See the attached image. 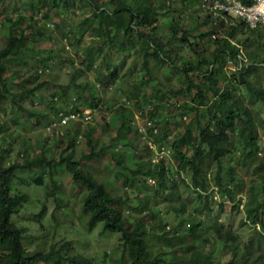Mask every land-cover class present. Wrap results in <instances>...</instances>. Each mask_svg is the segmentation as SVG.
<instances>
[{
  "label": "trees",
  "instance_id": "1",
  "mask_svg": "<svg viewBox=\"0 0 264 264\" xmlns=\"http://www.w3.org/2000/svg\"><path fill=\"white\" fill-rule=\"evenodd\" d=\"M243 1L249 3L250 0ZM170 5L169 0H102L98 4L93 0H31L29 7L33 11L37 10L40 19H36V14L29 16L33 30L30 34L25 32V28L18 27L23 21V16L19 14V18L15 20L5 17L7 22L10 21V25L3 32V46L0 49V114L5 111L4 104L10 95L11 102L27 117H34L37 122L40 118L46 119L47 113L38 111L34 106L22 108L18 102L22 98L36 97L46 78L34 86L26 85L20 91L12 92L11 80L17 76V69L11 68V64L22 58L21 54H35L28 46L29 38L33 37L32 43L39 38L47 39V32L52 30L48 26L52 16L56 11L68 8L82 13L79 20L81 29L76 33L71 30V33L66 34L57 22V30H61L65 43L75 48L82 44L85 35L89 34L88 44L83 46L82 54L78 58L82 68L77 70V74L88 70L92 74L93 82L75 84L71 75L68 87H71L72 95L67 98V88H63L61 99L65 101L62 113H81L85 107H90L91 110L99 108L101 113L116 101L117 106L112 109L111 114L112 119L117 120V132L115 136H108L105 146L99 145L96 150L94 146L97 140H92L95 127L91 125L83 132L85 147L80 149V155L76 157L74 153L77 151L74 148L81 139L75 140L78 129H74L76 123L70 121L69 128L59 133L57 139L66 140L67 149L59 153L57 148L52 147L49 159L45 156L44 149L37 157L27 156L21 164H3L0 158V264H93L89 258L72 254V247L68 242L58 246L51 243L47 250L43 251L46 248V233H49L44 228L47 232H42L44 238L40 243L41 249L37 248L33 254L27 252L23 244L27 230L18 221H13L11 216L18 215L31 199L23 192L14 191L13 184L19 177L17 171H30L32 167L42 163L48 165V175L51 179L55 167L64 166L71 181L85 192L80 214L88 215L87 230L91 231L97 224H102L103 233L121 234L120 247L126 258L125 264H264V218L257 220L258 212H264V156L258 155V126L253 107L249 106L253 104V99L264 106V74L259 73L260 68L264 70V56L257 54L259 49L264 54L262 31L249 29L243 22L226 24L223 19L212 20L210 16L200 12V15L205 17L203 21L208 24L206 34H200V37L209 36L214 42L212 58L205 60L204 52L196 50V39L193 42L188 40L192 28L190 25L187 27L185 20L181 23L178 18L170 19L167 23L166 40L161 39L164 37L160 32L158 16L166 10H172ZM197 10H200V5ZM245 31L249 32L245 42H249L251 37H263V43L256 44L255 51H247L249 58H256L255 62L244 65L226 76L223 64L232 60L238 65L241 57L239 47L231 41V37L237 32L243 34ZM218 33L221 37L217 38ZM176 41L193 47L195 54L203 55L201 60L194 62L178 55V50L171 45ZM100 53L101 60L96 63L95 57ZM59 57L72 63L71 57ZM45 60L42 58L41 61ZM208 61H212L216 71L203 70ZM42 67L44 72L42 71L41 75H47V65ZM138 69H141L142 73L139 80L133 75ZM4 71L9 72L7 77L2 76ZM34 74L40 75L37 70ZM193 74H200L201 79L194 80ZM250 74L255 80H249ZM21 82L31 83L28 79ZM99 87L103 90L113 87L112 92L118 96L115 100H99V95L94 93ZM242 88L247 93L242 92ZM84 90L87 91L88 98L84 96ZM135 114L145 120V128L153 134L156 150H160L163 142L173 136L171 143H167L169 154L176 163L178 172L187 171L191 174L190 186L196 191L195 199L199 203L202 202L199 207L189 210V203L178 195V183L174 181L176 179L168 178L164 165L152 164L150 168L149 159L144 163L145 167L140 166L142 163H137V168L132 170L125 165L131 163L128 154L111 149L108 151L113 159L115 171L122 177L124 189L138 188L148 194L147 179L153 177L162 187V193L172 194L173 202L179 199L177 208L169 207L178 216L177 223L174 222L172 227V234L168 236L170 239L161 237L162 234L157 230L162 223V217H155L158 212L153 211L150 214V224L143 221L144 216L128 219L118 209V205L127 203L128 196L112 195L104 188L101 179L84 166L87 164L90 169L91 160L94 158L93 162L98 161V153H105L112 143L123 145L120 140L124 138L127 143L131 142L132 131L138 132V128L133 126ZM100 118L104 126L109 122L105 114H101ZM185 118H188V122L182 126L181 121ZM108 128L105 126L103 130L111 129ZM4 129L5 123L0 120V135L5 134ZM145 148L148 150V147ZM81 160H85L84 164H81ZM213 165L214 173L208 178L207 174ZM240 166L249 170L248 178L245 176V179H240L236 175V167ZM124 170L130 175H126ZM169 172H172V169ZM42 178V175H38L34 182L41 184ZM180 180L185 183L183 179ZM159 191L161 192L160 189ZM238 194H246L245 218L242 223L258 222L260 225L254 239L248 242H241L235 232L224 230L221 225L214 223V207L217 206L218 211L223 209V204L215 201L214 195H218L220 200L234 201ZM50 195L55 200L52 211L54 216L55 212L62 210L65 195L57 197V194L47 192L44 198ZM137 208L136 206L135 209ZM147 209L145 206L139 209V214L147 212ZM57 215L62 218L64 214ZM56 230L55 228L49 233V241H54ZM154 236L161 238L162 242L156 250L155 244H149ZM217 243L219 253L227 255L224 260L215 258L217 247L215 249L212 244L217 246ZM210 244L211 247L204 251V247Z\"/></svg>",
  "mask_w": 264,
  "mask_h": 264
},
{
  "label": "rangeland",
  "instance_id": "2",
  "mask_svg": "<svg viewBox=\"0 0 264 264\" xmlns=\"http://www.w3.org/2000/svg\"><path fill=\"white\" fill-rule=\"evenodd\" d=\"M12 1L13 0H0V49L3 46V32L10 25V21L7 22L5 17L15 20L19 18L17 15L20 14L23 16V21L20 22L18 27L21 29L25 28V32L29 34L31 31H33L31 28L32 20H29V16L36 14V19H40L37 10L35 9L33 11L29 7L31 0H15L14 3ZM93 1L95 4H98L100 1L102 2V0ZM169 2L171 4L170 9L172 10H166V12H162L158 16L160 32L164 37L161 39L163 41L166 40L165 37L167 36V23L170 21V19L175 17L178 18L180 22L185 20L188 23L187 27L190 25L192 28V32L188 40L193 42L196 39L198 42L196 50L204 52V56L206 57L205 60H211L214 42L209 36L200 37V34H206L208 24L206 25L205 21H203L205 17H202L200 15V11L197 10V0H169ZM81 16L82 13L79 10L73 11L68 8H62L59 11H56L55 15L52 16V21L49 22L48 25L52 30L47 32V39L39 38L37 41L32 43L33 37L29 38L28 46L32 48L35 54L32 55L31 52H27L25 55L21 54L20 57L22 56V58H18L17 61H13L11 64V68L15 67L17 69V76L11 80L12 85L10 88L12 89V92H18L26 85L34 86L42 82L43 78H46V82L44 83L41 90L37 92L36 97L22 98L18 102L22 108H31L34 106L36 109H38V111L47 113V117L46 119L40 118L39 122H37L34 117H27L24 112L20 111V108L17 107L15 103L11 102L10 95L7 96L6 104H4L5 111L0 114V120L4 121L5 123V134L0 135V158H2L3 164H8L9 162H17L21 164L25 161L27 156L30 158L37 157L38 154H41V150L43 149L45 150V156L47 159H49L52 155V147L57 148L59 153L67 149V141H60L57 139L60 135L59 133L68 129L70 124L68 127L66 126L67 128L58 127L48 130L47 125L49 119L55 116L56 112L63 110L62 105L65 101L64 99H61L62 91H64L63 88H67V98L68 96L70 97L72 95V90L70 89L71 87H68L69 81L71 80V75L74 77L75 84L81 85H84L88 82L92 83L93 77L91 72H88V70L77 74V70L82 68L78 58L79 55L82 54L83 46L88 44L87 39L89 34L85 35V39L82 44L76 48L68 45V49H66L65 39L60 33L61 30H57L56 23L58 22V24H60L66 34L71 33V30H74L76 33L81 29L79 27V20H81ZM53 23H55V25ZM256 31H262L261 33L264 37V27H259ZM248 36L249 32L245 31L243 34L237 32L234 37H231V41L237 44L239 47L243 66L254 63L256 59L255 57L249 58L247 56V51H255V48L257 47L256 44L261 45L263 43L262 39L252 37L250 38L249 42H245L244 39ZM218 37H221L220 33L217 34V38ZM251 40H253V42H251ZM171 45L178 50V55L182 56V58L191 59L194 60V62H197L201 60L203 56L195 54L193 52V47L187 46L186 43L183 45L181 41L173 42ZM258 53L259 55L264 56L260 49L257 51V54ZM59 56H63L64 58L71 57L72 63ZM101 57V53L96 55L95 62H100ZM42 58L46 59L45 62L41 61ZM24 61L25 63H23ZM127 64H129V62ZM234 64L235 62L232 60H228L227 63L223 64L224 74L226 76H229V74L231 75L232 71L238 70L240 67V63H238V65ZM43 65H47L49 68V71L47 72L48 74H40L36 76L34 74L35 70L41 68ZM206 69H213L214 71L217 70L215 65L212 64V61L206 62L203 70ZM260 69L261 70H259V73L263 75L264 70L262 68ZM140 71L141 69H138L133 73L137 80H139L141 77L142 73ZM8 74V71H4L2 76L7 77ZM248 78L250 81L255 80V77L252 74H250ZM27 79L31 83L21 82L22 80ZM193 79L199 81L201 79L200 74H193ZM262 84L264 85V81ZM60 87L62 90H60ZM97 90L98 91H94V93L99 95L97 96L99 100H115V98L118 96V94H114V92H112L113 87H108L104 90L99 87ZM240 90L247 93L244 88ZM83 94L86 98H88V93L86 90H84ZM252 102L253 104L249 106L253 107L255 113V119L258 126V144L259 148H261V155L264 156V106L261 104V102L254 99ZM116 104V101L112 102L104 111H102L101 105L100 111L102 112L100 113L99 108H97L95 112H92V118L90 121H88V123L74 124V129H78L76 130L75 140L80 138L79 135L82 137L80 143H78V146H75L74 148L77 151L74 153L76 157H79L80 149L85 147V136L83 135V132L87 131L91 125L95 127V133L92 136V140H97L94 146L96 150L98 149L99 145L105 146V140L108 136L116 135L117 128L115 127V121L117 120H113L111 114L112 109L116 108ZM89 108L90 107L85 108V111H89ZM101 114H105L107 120L109 121L106 122L105 125L106 127H109L108 129L111 128L109 131L106 129L103 130L105 126L103 125V121L100 118ZM187 122L188 118L182 119L181 125L183 126ZM145 124V120L141 119L139 115L135 114V122L133 126L138 128L140 131H132L130 134L131 142L127 143V139L124 138L120 140L123 145H119L116 142L112 143L109 148H106L105 153H98L96 156V160L98 161L93 162L94 158L91 160L92 164L90 165V169L88 168L87 164L84 166L87 167L86 170H89L101 179L104 188L109 189L112 195H120L122 197L125 195L128 196L129 199L127 203H125V206L123 207V205H119L118 208L122 210L127 209L128 214L126 215L125 213V215L129 219L134 218V216H144L143 221L150 224V220H152L149 217L150 214L153 211L158 212L155 217H162V223L157 229L158 232L161 233L162 236H171L172 227L175 225L174 222L177 223L178 216L175 214V212L170 210L169 207L174 206L177 208V201L179 199L174 200L173 202L172 194L165 192L162 193L163 189L160 185H158L157 181L156 183L155 181L150 183L152 186L148 183V194H144L143 190H139L138 188L136 190L124 189L125 185L121 183L122 177L120 176V173L115 171L113 159L110 152H108L111 149L114 152L119 151L128 154L130 156L131 163L129 165L125 163V165L132 170L137 168V163H142L143 165L140 166L145 167L144 163L148 162L150 158L153 162L159 160V157L156 156V148L153 145V134L147 131L148 128H145ZM48 127L50 128L49 125ZM172 133L176 134V132ZM170 137L172 138L163 142L162 147L167 152L166 155H163L161 161L166 167L168 178H173V180L176 179L174 181L178 183L177 190L179 191V197L185 199L189 203V210H194L195 208L199 207L202 202L199 203L195 199L196 191L192 188V186H190L191 174L187 171L178 174L176 163L174 160H172L171 155L169 154V149H167V143L169 144L173 140V136L171 135ZM125 144L128 145L126 146ZM145 147H148V150ZM84 162L85 160H81V164H84ZM153 162L148 165L150 168L152 167ZM48 168V165L42 163L32 167L30 171L24 169V171L19 170L16 172L17 176L19 177H17L15 184H13V190L27 194L31 200L29 204H26L25 207L20 210L18 215L11 216V219L13 221H18L20 225L27 230L23 240V244L25 245L27 252L33 254L36 252L37 248L41 249L40 243L44 238V236H42L44 235L42 232H47L46 230H48L51 234L56 228L57 233L54 237V241H49L50 235L48 232L46 233L47 237L45 234L46 248L44 250L42 248L43 251L47 250V246L51 243H55V245L58 246L63 244V242H68L72 247V254H80L86 258H89L94 262V264H121L122 262L125 264L126 258L121 252L120 247L121 235L119 233H103L102 224H97L96 227L91 231L87 230L88 215L85 213L80 214L82 211L83 197L85 192L76 183L71 181L72 179L68 172L64 169V166L55 167L52 179L49 178ZM170 169H172V172H169ZM214 170L215 165H213L211 168L210 178L211 175H213ZM248 172L249 170L247 168H241V166L236 167V175L239 176L240 179H245V176L248 178ZM124 173L128 176L130 175L127 170H124ZM38 175L43 176L41 184H36L34 182V178ZM20 178L23 179V182L20 180ZM180 178L183 179L185 183H183ZM47 192H53V194H57V197H63V195H65V197H63L64 206L62 207V210L55 212L54 216H52V211H54L55 200L52 195L47 196L45 199L44 196ZM125 192H127V194ZM136 206L139 209H142L144 206L145 209L148 208L146 215L145 213L139 214L140 210L138 208L135 209ZM215 209L216 207H214V210ZM57 213H63L64 215L61 218L57 215ZM213 214L216 217L215 222L221 225L222 229L235 232L241 239V242L249 241L255 236V232L257 230L256 226L242 223L243 219L245 218V209L243 210L234 206L231 207L230 204L226 202L222 211L215 210ZM257 216V220L264 218V212H258ZM155 222L158 221L155 220ZM53 225H55V228ZM167 225L170 227L167 228ZM156 240V238H151V241ZM212 246L215 247V249L217 247L215 251V258L220 260L226 259L227 255L224 253H219L218 243L217 246L215 244H212ZM208 248L209 246L205 247L206 250Z\"/></svg>",
  "mask_w": 264,
  "mask_h": 264
},
{
  "label": "built area",
  "instance_id": "3",
  "mask_svg": "<svg viewBox=\"0 0 264 264\" xmlns=\"http://www.w3.org/2000/svg\"><path fill=\"white\" fill-rule=\"evenodd\" d=\"M200 8L203 14L210 16L212 20L223 19L228 23L237 20L250 29L264 26V0H251L248 4L241 0H200ZM82 118L90 119V113L83 111ZM78 119H80L78 112H69L67 115H60L59 120L52 122L50 128L66 125L68 121Z\"/></svg>",
  "mask_w": 264,
  "mask_h": 264
},
{
  "label": "clouds",
  "instance_id": "4",
  "mask_svg": "<svg viewBox=\"0 0 264 264\" xmlns=\"http://www.w3.org/2000/svg\"><path fill=\"white\" fill-rule=\"evenodd\" d=\"M243 3H245L243 0H241ZM251 2V0L249 1V3ZM197 3H198V5H200V0H197ZM245 4H248L247 2L245 3ZM202 14H203V11L201 10V8H200V10H199ZM235 23H237V20H234L233 21V23H228V22H226V24H235ZM48 25H49V23H48ZM54 27V26H53ZM259 27H264V26H259ZM259 27H257V28H255V29H258ZM250 29V28H249ZM222 30H225L224 28H222ZM212 36H214V35H212ZM66 44V43H65ZM66 49H68V45L66 44ZM39 57V56H38ZM241 57H240V61H239V63H240V67H242L243 66V63L241 62ZM234 65H236V64H234ZM245 66H247V65H245ZM239 67V68H240ZM238 68V69H239ZM44 72V68L43 67H41V68H38L37 69V72L39 73V74H42L43 72ZM45 71H49V68L47 67V69L45 70ZM42 72V73H41ZM85 108H87V107H85ZM85 108L81 111V113H79L80 114V119H78V120H70V121H73V122H75L76 124H78V123H88V121H90V119L92 118V112H95L96 110H94V111H92L90 108H89V113H90V119H88V120H84L83 118H82V112L83 111H85ZM70 112H75V111H70ZM69 113V112H68ZM68 113H62V111H59L58 112V114H55V116H53V117H51V119L49 120V122H48V125L50 126L51 125V123L52 122H54V121H58L59 120V118H60V115H67ZM53 120V121H52ZM70 121H68V123L66 124V125H57V126H53L52 128H49L48 127V125H47V129L48 130H51V129H53V128H58V127H64V128H67L68 126H69V122ZM67 126V127H66ZM139 130V129H138ZM140 131V130H139ZM79 137L80 138H78L79 140L80 139H82V137L79 135ZM260 150H261V148H260ZM258 151V155L259 156H262L261 155V151ZM166 152L167 151H165L164 149H163V147H161V149L160 150H156V156H158L159 157V160H157V161H155V162H153V161H151V162H153V164L154 165H156V164H159L160 163V165L162 164V166L164 165L163 164V162L161 161V159L163 158V155H166ZM151 159V158H150ZM165 167V166H164ZM170 167H171V165H170ZM164 169H166V167L164 168ZM169 169V168H168ZM171 170V169H170ZM173 171H174V168H173ZM180 172H178V174H179ZM207 176H208V178H210V171L208 172V174H207ZM172 179V178H171ZM148 180V183L150 184V183H153V181H155V183H156V179L155 178H153V177H150V178H148L147 179ZM151 185V184H150ZM152 186V185H151ZM106 189V188H105ZM106 190H109V189H106ZM128 190V189H127ZM214 199H215V201H218V202H221L222 204H223V206H224V204L227 202V203H229L230 204V206L232 207V206H234V207H236V208H241V209H245V206H244V204H245V202H246V195L245 194H238L235 198H234V201H230L229 199H222V200H220V198L218 197V195H214ZM120 205H123V204H120ZM119 206V205H118ZM125 205H123V207H124ZM119 209V208H118ZM216 209H218L217 208V206H216ZM215 209V210H216ZM124 215H125V213H126V215L128 214V210L127 209H125V210H122V209H119ZM214 210V211H215ZM143 213H145V215H146V212H143ZM125 215V216H126ZM127 217V216H126ZM142 217V216H141ZM128 218V217H127ZM129 219V218H128ZM131 219V218H130ZM214 223L216 224V222H215V219H214ZM246 224H252V223H246ZM252 225H255L256 226V232L257 231H259L260 230V225H259V223L258 222H256V223H254V224H252ZM167 228H169L170 226H166ZM93 230V229H92ZM256 232H255V234H256ZM118 234V233H117ZM121 235V234H120ZM121 237V236H120ZM158 237V236H157ZM157 237H155L154 236V238H156L157 240L156 241H151V239H150V241H149V244H155V246H154V248H155V250L156 249H158L159 248V246H160V244H162V242H161V238H157ZM161 237H163V236H161ZM166 237H168V236H166ZM255 237V236H254ZM254 237L251 239V240H253L254 239ZM153 238V237H152ZM153 238V239H154ZM168 239H170V238H168ZM121 240V239H120ZM250 241V240H249ZM245 242H248V241H245ZM180 242H179V240H178V244H179ZM206 246H209V247H211V245H206ZM205 246V247H206ZM204 247V248H205ZM208 250V249H207ZM206 249H204V251H207ZM92 261V260H91ZM92 263L94 264V262L92 261ZM41 264H46V263H41ZM49 264H52V263H49Z\"/></svg>",
  "mask_w": 264,
  "mask_h": 264
},
{
  "label": "crops",
  "instance_id": "5",
  "mask_svg": "<svg viewBox=\"0 0 264 264\" xmlns=\"http://www.w3.org/2000/svg\"><path fill=\"white\" fill-rule=\"evenodd\" d=\"M255 38L262 39L263 40V37L262 36H256Z\"/></svg>",
  "mask_w": 264,
  "mask_h": 264
}]
</instances>
